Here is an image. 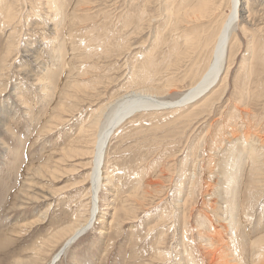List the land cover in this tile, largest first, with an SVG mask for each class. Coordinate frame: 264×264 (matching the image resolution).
Here are the masks:
<instances>
[{
    "label": "rangeland",
    "instance_id": "obj_1",
    "mask_svg": "<svg viewBox=\"0 0 264 264\" xmlns=\"http://www.w3.org/2000/svg\"><path fill=\"white\" fill-rule=\"evenodd\" d=\"M32 1L22 0L23 3L21 2L16 6L17 13L13 19L14 21L16 19V23L8 27L10 30L6 28L4 33L0 35V91H2L0 92V125L3 126L0 129V264H16L17 259L30 258L34 259H32L34 264H46L61 244V238L55 239L53 243L45 246L42 253L36 257L33 256L34 251L31 248L33 246L37 247L40 240H44V238H47L67 224L73 223L74 225L75 221L86 218L89 202L88 190L90 184L87 174L90 170L88 165L90 156L86 155V158L81 161H68L60 164L55 162L62 158L59 156L60 152L66 150L69 144L78 138L79 130H83L86 140L89 141L93 138L95 119H98V117L102 118L104 114L110 111L115 105L113 103H117L121 98L135 95L134 92H136L137 96V93L138 95L143 94L146 89L158 88V86L162 85L160 79H164L169 74L164 70L165 72H160L161 76H156V79L152 70L145 72L148 69V65L143 61L152 52V46L150 45L154 43L153 39L156 37L161 39L162 36V41L166 39L161 46L162 48L157 50L159 52L163 49L161 52H165L167 45L171 42L170 35L175 34L171 31L173 25L167 22L168 7H166L165 0H148V2H145V0H87L88 4L83 5V9H89L86 12L89 17L87 14L80 13L76 17H71L72 20L69 18L70 23H68L66 30H63L64 34L58 35L57 44H49L48 46L51 48L57 46L58 43L60 44V41L63 43L70 36L69 34H71V37L76 35L77 37L68 38L72 50L68 52L65 60L69 69L74 67L77 71L79 68L82 71L84 68L89 67L85 71L88 79L70 75L75 78L72 80L67 75L68 68L65 69L61 78L58 75L61 71L60 64L56 62V65L52 61L54 56L50 55L51 52L46 47L48 39L56 36L55 30L57 28L54 27V23L51 20L48 22L51 16L45 12L44 7L38 6L41 11L35 10L37 5L34 6L36 2L34 0L33 5ZM64 1H66V6L69 7L68 10H70L75 8L73 5H76L80 0ZM71 4L72 7H70ZM30 7L35 8L33 10ZM243 8L247 9L244 17H249L247 19L250 20V24L245 25V34H242L240 30H236L239 43L234 47L235 56L230 71V84H228L229 87H227L226 93L219 104H217L218 106L213 107L212 110H209L210 112H205L200 116L201 118L198 117L189 124L185 122L180 124L173 118L176 115H173V113L166 115L164 114L166 111L153 112L152 114L139 113L124 123L111 138L106 150L105 162L107 163H105L103 174L106 171L104 176L113 178L111 179L112 181L107 182L109 184L106 185L107 188L105 186L99 192L100 216L104 217L103 226H101L100 221H97L98 223H94L91 226L92 228L89 227L91 229L80 233L74 240V244L69 248L66 257L57 264H73L74 262L79 264H210L211 257L208 255H206L208 258L204 257L205 251H208V249L206 250V247L203 246L205 242L198 240L195 235V229L198 222L201 221L202 226H206L208 224L207 219L214 216V212H212L213 216L208 212L210 206L215 205L219 209L225 206V203L220 206L222 205L220 198L223 192L220 188L216 189L217 179L213 177L214 175L203 176L204 179L202 178V180L200 178V182H202L196 189L191 204L187 203L184 206V202L188 198V181L192 175L191 170L195 163L203 161L205 162V167L206 162L211 157H213V161L218 162V157L225 153L222 151H226L229 148L228 145L242 144L241 140L244 137L249 141V136L253 134L257 136L260 133L259 126L253 124V122L257 121V116L263 108L264 97L255 98L256 93L254 95V92L259 93L257 84L264 82V69L260 66L261 63L257 62L253 53L264 51V3L261 0H257V2L251 0L244 3ZM139 10H143L144 20L140 18L141 23H139L140 20L137 23V18L136 20L133 18L132 25H128L130 30L129 27L126 28L127 30L122 29L121 25L126 20L124 19L127 16L126 14L131 15ZM32 12L36 17H42L44 22L40 18H35ZM227 12V0H222L221 14H226ZM28 14L29 17L27 16ZM42 14L47 18L45 19ZM19 17L21 18L19 19ZM80 18L82 19L80 20ZM19 20L21 21L20 24H18ZM26 20L28 21L26 22ZM34 22L36 23L34 24ZM214 26L215 24L213 23L209 28V34L215 32ZM35 27L39 28H36V30ZM117 27H119V30ZM58 28L59 31H62L61 26ZM105 28L114 31V35L117 37L114 38V35L109 37L105 41V47L99 49L101 53L99 50L94 51L92 47L83 48V45H81L83 43L81 42L82 39L91 40L92 37L98 36L100 32L106 31ZM137 28L138 30H136ZM11 31L16 32L15 36L11 37H14V46H8L6 43L8 40L6 37ZM51 31L53 32L50 33ZM90 31L93 32L91 33ZM86 32L89 38L85 35ZM119 32H122L121 35ZM18 34H20L19 42L17 41L18 36H16ZM123 35H126L123 37L124 39L121 38ZM110 38L112 41H110ZM167 40L168 43L166 42ZM114 43H118L120 46ZM15 46L18 48L16 49ZM10 47L13 48L10 49ZM6 49L10 50L9 54L11 56L9 54L5 55ZM105 50L107 53L110 52V55ZM72 53H75V55H72ZM77 53L80 55H77ZM160 53L157 59L163 57ZM97 54L100 56H96ZM6 56L7 58L5 59ZM208 56L209 49L200 54L197 59L198 70L204 66ZM36 57L40 61L35 59ZM139 60L142 61L140 62ZM48 61L49 65L57 67H49V71L52 69L51 72L55 74L53 77L55 81L48 86L49 91H51L50 96H52H46V98L44 96L43 99L41 95H45V91L39 90L42 85L35 84L36 82L30 78H35L36 75H45L47 69L45 64H48ZM142 62L143 64H141ZM43 65L44 68L42 67ZM74 68L72 70H75ZM91 68L93 69L91 70ZM250 70L253 72L251 75H249ZM90 71H92V74H90ZM145 73L150 74V77L156 80L151 82V78L145 76ZM28 75L30 77H27ZM189 78L190 76H187L183 83L177 82V85L179 87L188 86V83L192 81ZM236 78L237 80L239 79L240 83ZM141 79L146 82L142 81L140 83ZM70 81L71 83H69ZM137 83L140 85H137ZM69 84L73 86L68 88ZM20 85L23 88L18 90L21 87ZM55 89H57V92L53 94V91H56ZM252 89L254 92H252ZM242 90L245 92H241ZM247 92L251 95L248 96ZM64 93L69 95L66 100L63 98ZM157 94L152 92V95L160 98L161 93L158 96ZM20 96H23L21 101L25 98V104L22 103L23 101L20 102V99L13 98H19ZM73 96L80 97L76 99ZM162 98H164V95ZM37 100L39 101L37 102ZM59 101L60 103L65 102H63L66 106L65 112L57 109L59 107L56 103H59ZM235 107H238L237 109L240 111L249 110L248 119L240 117L233 119L226 134L215 133L213 135L216 142V145H213L211 143L212 135L207 138L206 130L213 123L223 121L228 116L229 110L234 111ZM99 111H101V114ZM186 112L189 113L190 110H186L185 114H187ZM1 114L4 117H1ZM90 118H93V121ZM215 125L212 129H215ZM88 126H91V128L88 129ZM253 127H256V130ZM5 128L7 129L5 130ZM251 128L254 130L253 132ZM250 129L251 131H249ZM89 130L92 131L90 132ZM254 140L257 141L252 138V141ZM198 142H200L199 148H197ZM196 149L198 150L195 153ZM83 150L85 151L86 149ZM240 155H244V151ZM217 162L215 163L217 164ZM216 164H212L207 170L205 169V174L214 168L216 170L218 166V164L215 166ZM38 165L54 169L56 173L53 178L43 176L39 179V177H36L37 175L35 176L32 173L31 167L36 169ZM124 172H128L129 176L122 177ZM182 181L184 188L178 193V188ZM239 183L242 185V181ZM243 186H240L239 190H243ZM255 189L252 190L251 195L247 194L249 201L254 194L252 201L247 206L249 208H247L248 213L253 216L249 217L247 213L241 217L242 193L241 197L237 198V202H240V204L233 210L236 219L241 217L238 219V224L241 228L238 227L237 233L233 235L236 241H234V244L232 241V245L230 244L232 247L230 245L229 247L234 252L233 254H236V257L241 258L242 264H255L261 258V262L259 261L258 263L264 264L263 255L262 257L255 256L257 253L259 255L260 246L264 248V245L263 243L256 244L254 242L256 238L264 234V172ZM46 193H51L52 195L47 196ZM42 195L44 198H41ZM115 210H117L116 215ZM162 217L164 220H160ZM213 221L215 222V218ZM187 223L190 230L188 229L185 234L182 230L184 225L187 227ZM209 232H211L210 235L212 237L217 238L220 236L217 233H221V231L215 233L212 230ZM245 232L246 234L243 237L242 233ZM183 234L186 238H182ZM159 236H164V243L156 247L159 250L157 255L155 252L158 250L156 248L154 251L151 249L154 247L152 241ZM250 242H254V248ZM247 243L250 244L248 245ZM250 248H253V251ZM250 253L254 254V256ZM155 254L157 257H154ZM186 260L187 263L185 262ZM221 260H223L221 264L226 261L225 259Z\"/></svg>",
    "mask_w": 264,
    "mask_h": 264
},
{
    "label": "bare ground",
    "instance_id": "obj_2",
    "mask_svg": "<svg viewBox=\"0 0 264 264\" xmlns=\"http://www.w3.org/2000/svg\"><path fill=\"white\" fill-rule=\"evenodd\" d=\"M221 1L222 0H165L166 7H168V10H167L168 12H167V17H166L167 18V22H168V24L170 23V24L173 25V29L171 31L173 33H175V34L170 35L171 36V38H170L171 42L169 43V45H167L166 51L164 50L165 52H161L163 49H161V51H159V52L157 50L159 48H162L161 46L163 45V43H164V41L166 39L162 41V37L163 36L161 37V39L157 38V37L155 39H153L154 43H152V45H150V46H152V52H151L150 55L147 54L149 57L145 58V60L143 59L144 60L143 62L148 65V69L146 71L143 68L142 69L145 72H148V70H152L153 76L155 78H156V76L157 77L161 76L159 73L160 72L162 73L164 70L169 75L164 77V79H160L161 82H162V85L158 86V88L146 89V90H144L145 92L143 94L138 95V93H137V96H136V92H134L135 95L131 94L132 96H130V97L127 96L125 98H121V99H119L117 101V103H113L115 105L110 109V111H108L106 114H104L103 117H102V115H100L102 118L98 117V119H95L94 132L92 133L93 138L91 140H89V141L86 140V138H84V135H83V130H79L78 138L76 140H74L72 143L69 141L71 144H69V147L66 150H64L62 148L64 151H61L60 155H59L62 158L59 161L55 162L57 164H60L61 162H68V161H70V162L79 161V160L81 161V160L86 158V155L90 156V157L88 156L89 157L88 165H89V169L90 170H89V173L87 174V179H88L89 184H90L89 190H88V192H89V202H88L87 216H86L85 219H82V220H79V221H75L74 225H73V223L72 224H67L63 228H61L59 230H56L53 234L49 235L47 238H44V240H40V242H39L37 247L33 246L31 248L34 251V255L33 256L36 257L37 255L41 254L45 246L49 245L50 243H53L55 241V239L61 238V240H62L61 244L59 245V247L57 248L55 253L52 254V256L50 257L49 261L46 263V264H57L58 262H60L61 259L66 257L69 248L71 247V245L74 244V240L77 238V236L80 233H82V232H84V231H86L88 229H91L92 228L91 226H93L94 223H96L97 221H100L101 222L100 223L101 226H103V223H104V219L103 218L104 217L100 216V209L101 208H100V204H99L100 203L99 192H100V189L101 188L104 189L103 187H105L110 181H112L111 179L113 178V177L106 178L104 176L106 171H104V174H103V170L105 168V163H107V162H105V157H106L105 155L107 154L106 150L108 149L107 147L109 145V142H110L111 138L115 135L116 131L119 130L120 127L124 123H126L127 121H129L130 119H132L133 117H135L139 113H145V114L151 113L152 114L153 112L166 111L164 113L166 115L167 114H172V113H173V115H176V117H173V118H175L176 121L180 122V124L184 123V122L186 124H189L190 122L195 121L198 117H200L205 112H208L209 110H212L213 107L218 106L217 104H219L221 98L226 93L227 87H229L228 84H230V82H229L230 71H231V67H232L233 58L235 56L234 47L237 46V43H239L238 42L239 40H238V37H237V34H236V30H240V32L242 34H245V31H246L245 25L250 24V22H249L250 20L247 19L249 17H246V18L244 17V15L246 14L247 9L245 10L243 8V4L247 3L248 1H251V0H248V1L247 0H227L228 12L226 14H221ZM261 1L264 3V0H261ZM21 2H22V0H0V35H2V33H4L6 28H8L12 24L16 23V19H15V21L13 20L14 19V15H16V13H17L16 6L19 3H21ZM30 2H31V0H30ZM35 2H36L35 5H34V2H33L34 6L37 5L36 8L34 7L35 10H40V9H38V6L39 7L43 6L44 9H45V12L49 16H51V19L49 18L48 22L51 20L54 23V27L57 28L55 30L56 31L55 32L56 36L53 37V38H49L48 41L46 42L47 43L46 44L47 49L49 48V46H48L49 44L50 45L57 44L56 42L58 41V39H57L58 35L59 34H64L63 30H66V27L68 26V23H70L69 20H68L69 18L71 19V17H76L80 13L87 14V16L89 15L88 13H86V12H88L89 9H83V5L88 4L87 0L78 1L76 5H73V7L75 6V8L70 9V10H68L69 7L66 6V1H64V0H35ZM145 2H148V0H145ZM255 2H257V0H255ZM89 3H91V2L89 1ZM43 7H41V8H43ZM70 7H72V4H71ZM22 8H23V6H22ZM34 8H33V10H34ZM20 12H19V14H20ZM38 13H40V12L38 11ZM133 13L134 14H131V15L130 14H126L127 16H126V18H124L126 20L121 25L122 29L123 28L126 29L127 27L130 26V24L132 25L133 18L135 20L137 18V23L139 22L140 18L144 20L143 17H145V16H143V14H144L143 10H139L138 12H133ZM29 14H30V12H29ZM29 14L27 15L28 17H29ZM32 14H33V12H32ZM35 14H37V13H35ZM42 15L44 16V14H42ZM18 16H20V15H18ZM83 16L85 17V15H83ZM124 16H125V14H124ZM20 18L21 17H19V19ZM35 18H40V17L39 16L38 17L35 16ZM44 18L46 19L47 17L44 16ZM78 18H77V20H79ZM40 19H42V17ZM81 19L82 18H80V20ZM37 20H39V19H37ZM84 20H82V21H84ZM27 21L28 20H26V22ZM73 21H74V19H73ZM43 22H44V20H43ZM20 23H21V21L19 20L18 24H20ZM35 23L36 22H34V24ZM139 23H141V20H140ZM213 23L215 24V26L213 28L215 32L209 34L208 30H209V28L211 27V25ZM59 26H61L62 31L58 30ZM80 27L82 29V25ZM135 27H138V26H135ZM36 28L38 29L39 27H35V29ZM103 28H104V26H103ZM117 28L119 30V27H117ZM35 29H33V30L35 31ZM110 29H112V28H110ZM129 30H130V27H129ZM136 30H138V28ZM21 31H23V30H21ZM52 32L53 31H51L50 33H52ZM87 32L85 33L86 36H87ZM122 32H123V30H122ZM15 33L16 32L11 31L9 33L8 37H6V39L8 38V40L6 42L8 44V46H14V44H15V41L13 40L14 37L13 38H11V37L15 36ZM39 33H40V31H39ZM121 33H120V35H121ZM160 33H161V30H160ZM20 34H21V32H20ZM20 34L16 35V36H18V38H17L18 42H19V35ZM75 34H77V33H75ZM114 34H115L114 31L106 29V31L100 32V34L98 36L96 35V37H92L91 40L82 39L81 42H83V43H81V45H83L84 49H88V48L92 47V49L94 51H98L99 49L105 47V41L109 37L113 36ZM52 35H54V34H52ZM69 35L70 36H68V38L70 39L71 34H69ZM44 36L49 37L48 35H44ZM75 36L76 35H74L73 37H75ZM125 36L126 35H123V36H121V38H123ZM42 37H43V33H42ZM61 37H63V36L61 35ZM73 37H71V38H73ZM87 37L89 38V36H87ZM115 37H117V36L114 35V38ZM68 38L63 43L60 41V38H59L60 44L58 43L57 46H53V47L49 48V50L51 52L50 55L54 56L53 57L54 60H53V58L50 55H49V57L52 58V61L55 62V64H56V62L60 64L61 71L58 74L60 76L63 75V73L65 72V69H67L69 67L68 64L66 63V60H65L66 56H68V52L72 50ZM110 41H112L111 38H110ZM166 42L168 43V40ZM258 42H260V41H258ZM6 43H5V45H6ZM107 43L109 44V42H107ZM107 43H106V46L108 45ZM76 44H77V42H76ZM76 44H73V45H76ZM114 44H116V43H114ZM122 44H123V42L121 43V46H122ZM118 45L120 46V44H118ZM119 46H117V47H119ZM123 46H125V45H123ZM164 46H166V45H164ZM11 48H13V47H10V49ZM15 48H16V46H15ZM74 48H76V47H74ZM207 49H209V56H208V58H207V60H206V62L204 64V66L200 70H198L197 69V65H198L197 64V59L199 58L200 54L202 52H204L205 50H207ZM117 50H118V48H117ZM13 51H15V50H13ZM110 51L112 52V50H110ZM99 52H100V50H99ZM105 52H106V50H105ZM9 53H10V50L6 49L5 55H8ZM159 53L163 55V57H159L161 59H157ZM47 54H49V53H47ZM73 54L75 55V53H72V55ZM81 54H84V53H81ZM98 54L96 56H100ZM107 54L110 55V52L107 53ZM9 55L11 56V54H9ZM77 55H80V54L77 53ZM253 55L256 56L257 62L259 61L261 63L260 66H262L263 69H264V51H261L259 53H253ZM75 57L79 58L77 56H75ZM6 58H7V56L5 57V59ZM86 58H87V56H86ZM35 59H38V57H36ZM38 60L40 61V59H38ZM39 61H38V63H39ZM52 61H51V63H52ZM76 61H77V59H76ZM44 62H45V60H44ZM138 62H137V64H139ZM143 62L141 64H143ZM42 64H44V63H42ZM45 66L47 68V69L45 68L46 69L45 75H42V76L41 75L40 76L36 75L35 78H30V79H33L34 82H36L35 84L42 85V87H40V89H39L40 91H45V95L44 94L41 95L42 98L44 96H45L44 98H46V96H49V97L52 96V95L50 96L51 91H49V89H48L49 87L48 86L52 85V83L55 81L53 79V77L55 75L54 72H51L52 69L49 71V67L51 68V66H53V65H49V61H48V64L46 63ZM42 67L44 68V65ZM53 67L56 68L57 66L56 67L53 66ZM242 67H243V65H242ZM87 68H89V67H87ZM87 68H84L82 71H80V68H79L78 71L75 68H74L75 70H72V69L68 68L67 69V72H68L67 75H69V76L71 75L72 77L73 76H77L79 78H81V77L82 78L83 77L87 78L86 74H85L86 73L85 71H86ZM92 69L93 68H91V70ZM2 70H4V69H2ZM54 71H55V69H54ZM136 71H137V69H136ZM90 72L89 73L92 74V71H90ZM252 73L253 72H251V70H250L249 75H251ZM143 74H144V72H143ZM29 75H30V73H29ZM29 75L27 77H30ZM37 76H39V77H37ZM141 76H143V75H141ZM145 76H149L150 77V74L145 73ZM187 76H190L192 81L190 83H188V86H186V87H179L177 85V82H182L183 83L184 82L183 80ZM77 77H76V80H77ZM61 78H62V76H61ZM95 78H97V77L95 76ZM146 78H148V77H146ZM155 78H153V79L151 78V82H154L157 79V78L156 79ZM73 79H75V78H72V80ZM236 80H237V78H236ZM245 80H246V78H245ZM142 81L146 82L145 80L141 79L140 83ZM29 82H30V80H29ZM69 83H71V81ZM138 83H137V85H140ZM33 85H34V83H33ZM69 86H70V84H69ZM69 86H67V87L71 88L73 85L70 86V87ZM257 86H258V89H259V91H258L259 93L254 92L253 89H252V92H254V95L256 93V97L255 98L264 97V82L260 83L259 85L257 84ZM75 87H77V86L75 85ZM22 88L23 87L21 86L18 90H20ZM242 88H244V87H242ZM51 90H53V89H51ZM55 90L56 91H53V94H55L57 92V89H55ZM65 90H66V88H65ZM243 90L241 92H245ZM70 91H72V90L70 89ZM74 91H75V88H74ZM151 91L153 92V94H155V92H156V94L158 93L157 96L159 95V93H161L160 94L161 97L160 98H159V96H158V98L155 97V95H152ZM255 91H257V90L255 89ZM0 92H2V91H0ZM67 92H69V91H67ZM76 92H75V94H76ZM249 92H251V91H249ZM249 92H247V94ZM71 93H73V92H71ZM77 93H79V92H77ZM15 94H17V93H15ZM247 94L245 95V93H244L245 96H247ZM163 95H164V98H162ZM250 95L248 94V96H250ZM68 96L69 95L64 93L63 94L64 100H66ZM75 96H73V97H75ZM17 97H13V98L20 99V102L23 101L22 103L25 104V102H24L25 98L21 101V98L23 96L22 97L20 96L19 98H17ZM77 97H80V96H77ZM77 97H75V98L78 99ZM72 100H74V99H72ZM38 101L39 100H37V102ZM63 102L60 103V101H59V103H56V104L59 107L57 109H59L60 111L65 112L66 111L65 110L66 106L64 105L65 102L64 103ZM69 106H70V104H69ZM102 108L104 109V107H102ZM237 108L235 107L234 111L229 110L228 116L226 114L227 117H225L223 121L221 120L220 122L217 121L218 123L217 122L213 123V125H210V128L208 130H206L207 138H209L210 135H212V138H211L212 142L211 143L213 145H216L215 138H214L213 135L215 133L226 134V132H227L228 128L230 127L231 122H232L233 119L238 118V117L246 119V120L248 119L247 115L250 114V111L249 110H245V109L240 111ZM188 109L190 110V112L189 113L186 112L187 114H185V111L188 110ZM26 111H27V108H26ZM97 111H98V108H97ZM24 112H25V110H24ZM100 112L101 111H99V113ZM243 113H244L245 116L243 115ZM28 116H29V114H28ZM208 116H209V114H208ZM1 117H4V116L2 115ZM257 117H258L257 121L253 122V124L259 126V129H260L259 135L260 136L259 135L255 136V134H253L252 136H249L248 140L250 142L247 141L245 137L244 138L242 137L243 138V140H241L242 144H239V145L230 146V145L227 144L229 148H227L226 151H222V152H225V153L221 157L220 156L218 157V162L217 161H213V157H211L209 159V161L206 162V166H205L206 168H205L204 167L205 162L200 160L201 162L199 161L200 163H198V162L195 163L194 166L192 167V170H191L192 171V173H191L192 175H191V177H190V179L188 181V184H189V190H188V194H187L188 198L185 200L184 206H186L187 203L191 204V201L194 199V196H195V191L198 188V186H200L199 184L202 182V181L200 182V178L202 180L203 176L205 177L208 174L214 175L213 177H215L217 179L216 189L220 188L222 190V192H223V194L221 193L222 197L220 198V200H222V205H220V206H223L224 203H225V206H223V208H220L221 210L219 208H217V206H215V205L214 206H210V208L208 209V212L211 215H212V212H214L213 213L214 216L213 215L212 216L215 218V222L213 221L214 218L210 217V219L209 218L207 219L208 220V224L206 226L205 225L202 226L201 221H200V222H198V224H196L197 227L195 229V231H196L195 235L197 236L198 240L201 241V242H205L203 244V246H205L206 247L205 249L206 250L208 249V251H205L206 254H205L204 257L208 258L206 255L211 257V261H209L210 264L211 263L212 264H221V261H223L221 259H225L226 260L225 263H222V264H242L241 258L236 257L235 256L236 254H233L234 252H232V250L229 247V245L232 243V241H233V244H234V241H236V240H234L235 236H233V235H235L237 233V231H238V227H239L238 219L241 218L242 215L244 216L245 214L248 213V209L249 208L247 206H248V204H250L249 202H251L252 199H253L252 197H253L254 194L252 195L250 201H249V196H247V194L249 193V195H251L252 190H254L256 188V184L261 179V176H262V174L264 172V103H263V108H262V110L260 111V114H258ZM53 118L55 119V117H53ZM90 119H92L91 121H93V118H90ZM59 120H60V118H59ZM81 122H83V121H81ZM60 123H61V121H60ZM244 124H245V122H244ZM214 125H215V129H212V128H214ZM91 126L90 127L88 126V129H90ZM1 128H3V126L0 125V129ZM254 128L256 130V127H253V129ZM6 129L7 128H5V130ZM251 129L249 131H251ZM253 129H252V132L254 131ZM84 131H85V129H84ZM76 133H78V132H76ZM230 134H232V133H230ZM73 138H75V137H73ZM252 138H255L258 142L255 141V140L252 141ZM233 139H234V137H233ZM199 143L200 142H198V147L197 148H199V146H200ZM245 145H246V147H245ZM202 148H204V147H202ZM83 149H86V150L84 151ZM197 150L198 149L195 150V153L197 152ZM243 151H244V155H240V153L243 152ZM192 153H194V152H192ZM190 155H192V154H190ZM216 155H220V154H216ZM215 162H217L218 166H217V164ZM212 164H216L215 165V166H217L216 170L214 168V169L210 170L208 173L205 174V172H204L205 169L207 170ZM31 171H32V173L35 176L37 175L36 177H39V179L42 178L43 176L44 177L46 176V177H49V178H53V176L56 173V171L54 169H52V168H48L46 166H39V165H38V167L36 169L35 168L32 169V167H31ZM113 172H114V170H113ZM70 173H71V171H70ZM108 175H110V174H108ZM123 176L124 177L129 176V173L128 172H124L122 177ZM125 179H127V178H125ZM241 181H242V185H240V183H239ZM205 182L207 183V181H205ZM182 185H183V181L181 182V184H180V186L178 188V193H180L183 190L184 187ZM26 186H29V185H26ZM240 186H243L242 187L243 190H239ZM106 188H107V186H106ZM241 193L243 195V197H242V206L240 208V211H241L242 214H241V217L238 216L239 218L236 219L235 218V213L233 212V210L237 207L238 204H240V202H237V198L241 197ZM50 194L51 193H49V194L46 193L47 196L50 195ZM41 198H44V196L42 195ZM106 208L109 209L107 206H106ZM185 210H187V209H185ZM116 211L117 210H115V215H116ZM221 211H222V214H221ZM189 212H188V214H189ZM248 216L250 217V216H253V215L251 213H248ZM108 217H110V216H108ZM160 220H164V218L162 217V218H160ZM183 220L186 221L184 218H183ZM248 222H247V225H248ZM261 224H263V223H261ZM89 227H91V228H89ZM239 228H241V227H239ZM188 229L190 230V228L188 226V223H187V227H186V225H184V228H183L182 231L186 234ZM211 230L214 231L215 233L221 231V233H217L218 235H220L219 238L212 237L210 235L211 232H209ZM241 231H243V230H241ZM238 234H240V233L238 232ZM244 234H246V232L242 233L243 237L245 236ZM146 235H148V234H146ZM256 235H258V234H256ZM163 237L164 236H159L154 241H152L154 247L151 250L154 251L156 247L161 246V244L164 243ZM243 237H240V238L242 239ZM182 238H186L184 236V234H183ZM246 240H247V237H246ZM246 240H244V241L246 242ZM57 242H59V241L57 240ZM254 242L256 244H262L263 243V245H264V234H262L261 236L256 238V240ZM254 242H252L253 244L250 242L251 246L253 248L255 247ZM250 243H247V244L249 245ZM201 247H202V245H201ZM234 247H236V246H234ZM234 247H233V249H234ZM247 248H248V246H247ZM253 248H250V249H252V251H253ZM156 250H158V249L156 248ZM258 250H259V248H258ZM247 251H248V249H247ZM263 251H264V248L260 246L259 255L257 253V255H255V256H257V257H262V255L264 256V254H263L264 252ZM158 252H159V250L156 251L155 253L157 254ZM252 253H255V252H252ZM252 253H250V254H252ZM156 254L154 255V257H157V255L159 253L157 255ZM252 255L254 256V254H252ZM238 256H240V255H238ZM32 259L33 258L24 259V260L17 259L16 260V264H34V262H32ZM187 260L189 261L188 258H187ZM187 260L185 261L186 263H187ZM260 260H262V258L259 259V261ZM258 262L255 263V264H260ZM244 263H245V261H244ZM73 264H79V263H75L74 262Z\"/></svg>",
    "mask_w": 264,
    "mask_h": 264
}]
</instances>
